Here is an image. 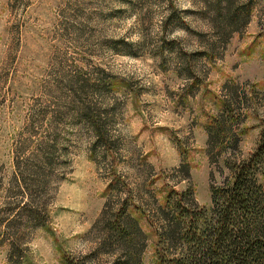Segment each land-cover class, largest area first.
<instances>
[{
    "label": "rangeland",
    "instance_id": "obj_1",
    "mask_svg": "<svg viewBox=\"0 0 264 264\" xmlns=\"http://www.w3.org/2000/svg\"><path fill=\"white\" fill-rule=\"evenodd\" d=\"M217 1L0 0V264H158L168 193L210 207L264 144V0L247 23ZM226 97L239 141L209 152Z\"/></svg>",
    "mask_w": 264,
    "mask_h": 264
},
{
    "label": "trees",
    "instance_id": "obj_2",
    "mask_svg": "<svg viewBox=\"0 0 264 264\" xmlns=\"http://www.w3.org/2000/svg\"><path fill=\"white\" fill-rule=\"evenodd\" d=\"M216 5L218 13L247 23L253 0L236 6L233 0H218ZM201 53L206 52L196 54ZM183 72L194 79L190 64ZM183 72L181 69L179 73ZM231 103L230 98H224L220 111L208 121L209 152L237 147L242 118L234 113ZM263 155L261 143L253 154L239 162L226 160L230 174L220 184L211 186L208 208L195 203L190 191L168 193L165 204L156 208L161 223L155 230L158 264H264V191L256 177ZM179 169L188 176L187 163L183 162ZM125 207L123 202L117 212L120 233L135 239L142 230L125 213Z\"/></svg>",
    "mask_w": 264,
    "mask_h": 264
}]
</instances>
